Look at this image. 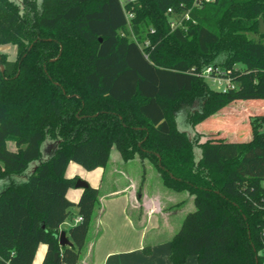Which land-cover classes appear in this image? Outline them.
Masks as SVG:
<instances>
[{"label":"trees","instance_id":"1","mask_svg":"<svg viewBox=\"0 0 264 264\" xmlns=\"http://www.w3.org/2000/svg\"><path fill=\"white\" fill-rule=\"evenodd\" d=\"M125 1L0 0V48L17 47L14 59L0 50V264H32L40 243L41 264L78 263L99 189L89 184L75 203L67 191L80 177L65 172L70 161L105 167L113 146L193 197L170 239L172 264H263L264 129L251 121L246 142L200 143L176 111L197 124L230 102L264 100V0ZM212 64L238 88L211 89L199 73ZM46 141L55 142L48 157ZM73 207L82 220L61 246Z\"/></svg>","mask_w":264,"mask_h":264},{"label":"crops","instance_id":"2","mask_svg":"<svg viewBox=\"0 0 264 264\" xmlns=\"http://www.w3.org/2000/svg\"><path fill=\"white\" fill-rule=\"evenodd\" d=\"M75 163L74 161L69 162L65 172L66 177L76 176L67 174L69 166ZM107 165L105 167H97L93 171H104ZM73 166L75 167V165ZM79 177L86 179L90 185L99 189V202L93 214V217L96 218L95 227L92 230L93 234L91 236L87 234L86 242L80 252L77 264H172L171 259H169L172 234L166 238H158V241L151 243V253L147 254L144 252V247L147 246L144 243L146 228L144 220L148 219L152 209L163 213V203L179 207L184 200L172 198L168 200V204V201L163 202V197L156 200L155 197L145 192L142 187V199L139 200L137 189L142 185H139V182L135 181V179H131L125 166L124 175H103L102 172V175ZM82 191L83 188L73 186L67 191V197L76 203ZM190 198L193 205V197L190 196ZM186 209L185 213L189 211ZM77 211L78 208L74 207L71 216L61 225V230L68 229L74 223V219L78 216ZM182 218L183 216L180 217V222ZM90 229L89 227L88 233H90ZM164 243H166V247L157 249L160 248L158 246ZM46 250L47 244L40 243L32 264H41ZM187 262L184 264H187Z\"/></svg>","mask_w":264,"mask_h":264},{"label":"rangeland","instance_id":"3","mask_svg":"<svg viewBox=\"0 0 264 264\" xmlns=\"http://www.w3.org/2000/svg\"><path fill=\"white\" fill-rule=\"evenodd\" d=\"M120 1H122V3L126 2L125 0ZM130 36L132 37V35ZM0 50L7 53L10 59H14L16 57L17 47L15 45L3 46ZM214 61L215 63H219V59H215ZM203 79L206 80L211 89L220 90V85L217 81L209 80L205 77H203ZM193 109L194 110L191 114H194V116L197 117V113L201 110V105L197 104ZM176 113L178 128L186 131L191 138L197 137L198 135L200 143L209 139L214 140L215 138H222L228 141L240 140L246 142L252 137L250 127L251 121L254 125H259L261 130L264 129V100L245 99L230 102L229 104L216 110L212 117L197 124H190V114L185 108L180 107ZM7 146L10 149H16V144L12 140L7 142ZM54 146L55 142L46 141L43 147V156L48 157L52 153ZM73 165H75V167ZM124 166L127 167V171L131 179H135V181L139 182V185H142L144 191L155 197L156 200H159L162 197L163 202L171 200L172 198L184 200L183 204L179 207L165 205L163 203V213L156 209L151 210L148 215V219L144 220L146 227L144 243L146 245L151 243L153 244V242L158 241V238H166L168 235H173L177 232L181 227L180 225L184 216L186 215V207L189 206L190 208L188 207L186 210L191 211L195 208V206L194 204H191V198L187 192H175L167 186H164L155 164L150 162L147 158L142 159L140 153L137 152L133 159L125 161L120 157L116 146H113L107 168L104 170L105 172L103 170H88L80 164L75 163L69 166L67 174L79 175L83 177H87V175H102V172L103 175H124ZM1 187L2 182H0V188ZM182 216L183 218L180 222L179 219ZM95 220V217L91 220V229L90 233H88L90 236L93 234L92 230L95 227ZM165 245L166 243L158 246L160 248L157 249L166 247ZM186 262L187 264H191V262H193V264H200L198 258L195 256H189L184 263Z\"/></svg>","mask_w":264,"mask_h":264},{"label":"built area","instance_id":"4","mask_svg":"<svg viewBox=\"0 0 264 264\" xmlns=\"http://www.w3.org/2000/svg\"><path fill=\"white\" fill-rule=\"evenodd\" d=\"M129 1V0H127ZM134 1V0H131ZM210 1V0H207ZM168 13L172 16L174 15V9L173 8H169L168 9ZM130 15H127V17L130 18ZM180 20H178L177 17H174L172 19V26H176L179 23ZM202 77H205L209 80H214L217 81L218 84L220 85V90L223 92L229 91L230 89H236L238 88V83L232 79L229 75L227 76L225 74V70L220 66V65H216V64H212L207 66L202 72L199 73ZM262 186H264V180L262 183ZM257 206L259 208H262L264 211V196L260 198L259 201L256 202ZM263 219H264V214H263ZM82 220V216H77L74 219V222H79ZM260 240L262 242V248L259 252V254L264 257V227L261 230V237Z\"/></svg>","mask_w":264,"mask_h":264},{"label":"water","instance_id":"5","mask_svg":"<svg viewBox=\"0 0 264 264\" xmlns=\"http://www.w3.org/2000/svg\"><path fill=\"white\" fill-rule=\"evenodd\" d=\"M259 30L261 32H264V19L263 18L259 19ZM1 68H2V70H4L3 66ZM75 186L78 187V188H86V187L89 186V183L86 180L82 179V178H78L77 181H76ZM42 225L45 226L44 223H42ZM59 242H60L61 246L72 244V241L68 238V236H67V234H66V232L64 230L60 231ZM58 256H59V253L57 252L55 254L56 259L58 258ZM256 257H257V255H256ZM258 261H259V257H257V264H258Z\"/></svg>","mask_w":264,"mask_h":264}]
</instances>
